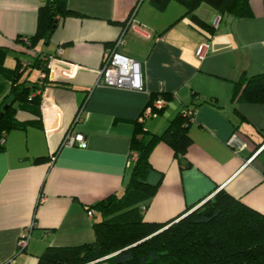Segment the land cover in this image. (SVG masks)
<instances>
[{
	"label": "crops",
	"instance_id": "crops-1",
	"mask_svg": "<svg viewBox=\"0 0 264 264\" xmlns=\"http://www.w3.org/2000/svg\"><path fill=\"white\" fill-rule=\"evenodd\" d=\"M45 2L0 0L6 68L18 58L32 61L25 40L35 34ZM250 5L251 15L241 18L205 1L189 11L180 0H67L77 14L63 17L49 41L36 46L50 55L63 48L51 61L40 108L16 112L27 124L10 130L0 150V264H37L51 246L95 241L102 216L89 208L127 188L135 125L151 99L166 100L144 121L151 133L163 132L184 107L196 110L183 159L165 142L151 153L147 181L158 189L144 203V221L173 220L223 188L264 214V102L239 100L237 84L243 74L264 73V0ZM133 15L141 28L128 29L119 51L141 63L145 89L97 85ZM203 43L209 48L201 59ZM9 58L14 66L6 65ZM81 106L74 129L87 147L62 146ZM234 132L247 142L242 151L227 145ZM27 231L30 239L20 247Z\"/></svg>",
	"mask_w": 264,
	"mask_h": 264
},
{
	"label": "trees",
	"instance_id": "trees-1",
	"mask_svg": "<svg viewBox=\"0 0 264 264\" xmlns=\"http://www.w3.org/2000/svg\"><path fill=\"white\" fill-rule=\"evenodd\" d=\"M153 1L163 4L167 0ZM180 1L189 11L205 1L222 14L241 18L251 15L250 0ZM70 14L77 13L68 8L67 0H46L39 10L35 34L25 40L28 51H34L32 61L27 64L18 58L13 69L6 68L3 65L5 48L0 47V77L3 76L0 140L6 138L10 130L26 126L27 122L15 116L18 110L38 112L43 91L50 85V54L38 51L36 46L42 40L48 42L61 19ZM32 68L38 70L34 80L28 76ZM42 73L46 76L42 77ZM237 84L239 100L264 102V73L243 74ZM195 106L184 107L161 133H151L144 122H137L130 152L131 158H135L127 188L121 196L111 195L89 208L99 210L102 216L94 223L95 241L79 246H51L37 264H264V214L224 188L173 220L144 221L141 206L145 207L144 203H148L158 189V184L147 181L152 169L151 153L158 143L165 142L178 157H185L193 142L189 125ZM5 144L0 143V150ZM142 246L145 249L141 251Z\"/></svg>",
	"mask_w": 264,
	"mask_h": 264
},
{
	"label": "built area",
	"instance_id": "built-area-1",
	"mask_svg": "<svg viewBox=\"0 0 264 264\" xmlns=\"http://www.w3.org/2000/svg\"><path fill=\"white\" fill-rule=\"evenodd\" d=\"M219 21L220 18L216 20V25L219 24ZM129 28L135 31H137V28H141V26L135 21L134 15L129 18L126 28L122 31V33L115 41L113 51L105 59L96 83L97 85L104 84L130 89H145L141 63L119 51V48L125 43V35ZM208 48V43L201 44L197 49V56L201 59L205 58ZM62 54L63 48L60 47L59 49H57L56 54L49 55L48 67L51 68V61ZM41 76L45 77L46 74L42 73ZM165 105L166 100L163 98L157 99L152 103L147 104L139 117V122L143 123L149 117L155 116L158 113L159 109L164 108ZM83 111L84 106H81L74 117L73 125L68 129L63 138L61 144L62 146L78 145L82 148L87 147V140L85 135L76 132L74 129L75 125L82 120ZM0 143H6V138L2 137ZM227 145L235 151H242L247 147V142L238 133L234 132L228 139ZM133 158H135V156H133L131 159ZM251 159L252 157L248 161L250 162ZM142 209H146V206H142ZM89 213L93 215L94 211L90 210ZM29 239L30 233L27 231L20 240V247H25Z\"/></svg>",
	"mask_w": 264,
	"mask_h": 264
},
{
	"label": "rangeland",
	"instance_id": "rangeland-1",
	"mask_svg": "<svg viewBox=\"0 0 264 264\" xmlns=\"http://www.w3.org/2000/svg\"><path fill=\"white\" fill-rule=\"evenodd\" d=\"M6 65L7 66H14V60H12V59H7V63H6ZM32 69H34V68H32ZM32 76L34 77V78H37L38 77V70L37 69H34L32 72ZM3 76H1L0 77V83H2V81H3ZM5 81V80H4ZM144 240V239H143ZM143 249H145V247L144 246H142L141 247V251L143 250ZM101 259H104V257L103 258H101ZM104 264H107V263H104Z\"/></svg>",
	"mask_w": 264,
	"mask_h": 264
},
{
	"label": "water",
	"instance_id": "water-1",
	"mask_svg": "<svg viewBox=\"0 0 264 264\" xmlns=\"http://www.w3.org/2000/svg\"><path fill=\"white\" fill-rule=\"evenodd\" d=\"M55 27H56V25H55ZM5 109H7V105L4 106V110ZM2 114H3V111L0 113V117L2 116Z\"/></svg>",
	"mask_w": 264,
	"mask_h": 264
}]
</instances>
